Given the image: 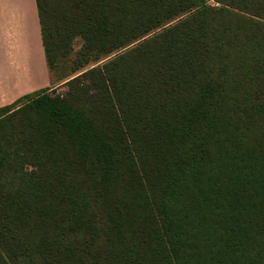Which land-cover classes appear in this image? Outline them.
<instances>
[{
    "label": "trees",
    "instance_id": "16d2710c",
    "mask_svg": "<svg viewBox=\"0 0 264 264\" xmlns=\"http://www.w3.org/2000/svg\"><path fill=\"white\" fill-rule=\"evenodd\" d=\"M209 1L36 0L78 74L0 107V264H264V0Z\"/></svg>",
    "mask_w": 264,
    "mask_h": 264
},
{
    "label": "crops",
    "instance_id": "0c3cea01",
    "mask_svg": "<svg viewBox=\"0 0 264 264\" xmlns=\"http://www.w3.org/2000/svg\"><path fill=\"white\" fill-rule=\"evenodd\" d=\"M51 86L36 0H0V107Z\"/></svg>",
    "mask_w": 264,
    "mask_h": 264
},
{
    "label": "rangeland",
    "instance_id": "374dc122",
    "mask_svg": "<svg viewBox=\"0 0 264 264\" xmlns=\"http://www.w3.org/2000/svg\"><path fill=\"white\" fill-rule=\"evenodd\" d=\"M208 3L215 6V7L220 6V3L217 2L216 0H210ZM69 74H70V76L71 75L72 76L71 77L67 76ZM77 74L78 73H76V74L71 73V62L70 61L62 62L58 66L57 70L54 72L53 76L56 80V83H54L51 86V88H52L51 93L54 92V94L60 95L61 97L65 96L66 93L68 92V89H69L68 86L65 85L66 80L67 79L69 80V79L77 76Z\"/></svg>",
    "mask_w": 264,
    "mask_h": 264
}]
</instances>
